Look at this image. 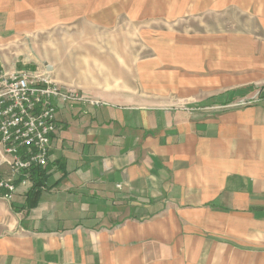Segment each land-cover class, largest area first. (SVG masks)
Returning a JSON list of instances; mask_svg holds the SVG:
<instances>
[{"label": "crops", "instance_id": "crops-1", "mask_svg": "<svg viewBox=\"0 0 264 264\" xmlns=\"http://www.w3.org/2000/svg\"><path fill=\"white\" fill-rule=\"evenodd\" d=\"M33 2L0 0V53L44 20ZM218 38L103 89L49 71L106 104L59 103L40 189L0 200V264H264V53Z\"/></svg>", "mask_w": 264, "mask_h": 264}, {"label": "rangeland", "instance_id": "rangeland-1", "mask_svg": "<svg viewBox=\"0 0 264 264\" xmlns=\"http://www.w3.org/2000/svg\"><path fill=\"white\" fill-rule=\"evenodd\" d=\"M197 1L200 4L187 5L190 0H36L33 4L38 7L51 5L48 13L39 15L44 20L35 23V30L19 32L0 55L7 65L48 70L69 86L103 89L126 78L138 82L139 72L147 71L150 62L154 69L172 70L179 47L222 41L218 37L225 33L242 35L234 46L246 47V54L253 49L264 53V5L259 7L263 12L256 14V6L215 7L206 4L210 0ZM161 43L174 56L157 65ZM245 64L251 60L245 59Z\"/></svg>", "mask_w": 264, "mask_h": 264}, {"label": "built area", "instance_id": "built-area-1", "mask_svg": "<svg viewBox=\"0 0 264 264\" xmlns=\"http://www.w3.org/2000/svg\"><path fill=\"white\" fill-rule=\"evenodd\" d=\"M36 68L0 64V200L13 201L18 185H29L32 171L48 164L60 102L70 108L106 104Z\"/></svg>", "mask_w": 264, "mask_h": 264}, {"label": "trees", "instance_id": "trees-1", "mask_svg": "<svg viewBox=\"0 0 264 264\" xmlns=\"http://www.w3.org/2000/svg\"><path fill=\"white\" fill-rule=\"evenodd\" d=\"M264 88V87H263ZM263 97V96H262ZM42 168H35L32 173H31V177H30V182H34L32 184V186L29 188L30 191H35V190H39V186L42 185V181L38 178L39 176H41L43 174V171L41 170ZM39 175V176H38ZM38 180V181H37Z\"/></svg>", "mask_w": 264, "mask_h": 264}]
</instances>
